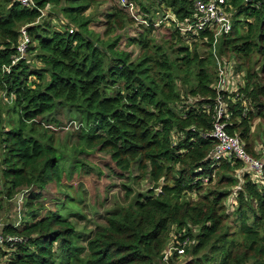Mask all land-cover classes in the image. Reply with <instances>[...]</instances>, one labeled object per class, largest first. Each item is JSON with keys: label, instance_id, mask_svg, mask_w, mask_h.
<instances>
[{"label": "trees", "instance_id": "1", "mask_svg": "<svg viewBox=\"0 0 264 264\" xmlns=\"http://www.w3.org/2000/svg\"><path fill=\"white\" fill-rule=\"evenodd\" d=\"M110 1L34 0L29 10L0 0V94L10 101L0 104L8 117L5 124L0 118V185L6 201L27 191L28 218L17 227L0 224L1 235L23 239L12 246L4 243L11 251L6 264H163L171 228L177 234L174 246L189 242L183 264H264V187L236 159L215 165L216 142L206 136L214 122L216 57L232 59L242 87L235 101L224 94L225 130L252 158L264 154V144L255 149L251 141L252 122H264V1H251L261 3L257 9L245 0H230L232 29L215 50L208 32L191 37L169 29L167 50L148 38L156 14L170 10L185 23L194 15L195 0H145L147 5L127 0L148 24L137 38L125 36L135 21ZM104 3L109 7L101 11L99 34L91 29L96 19L86 12ZM21 28L30 42L24 59L12 65ZM123 37L140 48L134 61L119 48ZM189 39L198 40L191 50ZM110 91L113 95L106 96ZM59 107L74 114L72 123L79 122L74 148L105 153L121 174L149 183L130 203L106 214L84 244L69 221L80 215L60 209L38 219L43 207L35 208L40 192L60 184L63 174L58 150L46 137L50 124L43 123ZM230 216L234 231L226 223ZM177 260L173 255L168 264Z\"/></svg>", "mask_w": 264, "mask_h": 264}, {"label": "rangeland", "instance_id": "2", "mask_svg": "<svg viewBox=\"0 0 264 264\" xmlns=\"http://www.w3.org/2000/svg\"><path fill=\"white\" fill-rule=\"evenodd\" d=\"M137 1L141 2L143 5H147L145 0ZM154 1L157 3L156 0ZM113 5L119 7L118 0H111L109 6ZM109 6H106L104 3L102 6L94 7L86 12V15H93V19H96V23L91 25V29L99 34L103 31L104 22L102 14L104 12L101 11H105ZM163 16L164 15L161 16L156 14V22L153 25L154 30H151L148 33V38L154 41V45H160L162 47L166 46L164 48L167 50L168 46L164 45V41L169 39L171 30H169L165 24H163V26L162 24L159 26L155 25ZM240 19L242 18L240 17L239 20ZM142 27L143 28H140V26L134 24V27L127 28L126 32H124L126 33L125 36L137 38V36L144 31V28L148 27V24L142 25ZM240 33H244V30L240 29ZM127 37L122 38L119 43V48L120 50L128 51L131 60L134 61L139 56L140 48L137 45H127ZM193 43H198V40L187 44L189 50H191ZM178 47V44H175L174 50ZM198 52L202 53V48H199ZM258 67V65L254 67L255 71H258ZM228 72L231 80H233V77L237 74L240 75L234 67ZM262 80L264 83V77ZM112 95L113 91H110L106 96ZM9 102L8 98L3 94H0V104H9ZM0 110L1 121L5 124L7 123L8 117L2 106ZM11 114L12 113L10 112L9 115ZM71 119H74V114L67 113L66 108L63 107H59L51 114L44 116V120L48 123L45 121H43V123L50 124V126H46V128L51 127L50 130H47L46 137L51 136L52 142H54V146L56 150H58L57 157L60 158L59 162L61 163L60 167L63 169V174L61 176L60 184L51 183L40 192L41 198L35 208H39L40 206L43 207L39 212L38 219L46 216L49 212H58L60 209H63V214L65 215H68L69 213L80 215L81 217L70 216L69 221L73 223L75 233L80 235V243L84 244L85 240L96 229V227L104 224V217L106 214L120 206H124L126 203H130L135 194L138 192H145L149 188V183L144 180L137 183L132 180V176L121 174L105 153L97 152L95 150L89 154L80 153L77 148H74L76 146V135L78 132L77 129L79 128V122L75 121V123H72ZM37 121H39V119ZM38 132L43 134L42 126L38 129ZM251 133V141H253L255 149L263 148L264 122L258 119L254 120L251 124ZM1 153L2 152L0 151V158ZM131 173H133V176L137 175L136 169ZM212 177L213 180L211 183L215 184L217 179L215 178V175ZM203 186L205 187V185ZM126 188L131 191L129 197H127ZM156 191H158V189H156ZM26 192L27 191L18 194L12 201H6L0 185V224L8 223L16 225L17 223L19 226L20 223L28 220L26 217V210L23 206L24 197L27 195ZM189 197L191 200H194L195 194H191ZM232 201L234 202L233 196H230L229 199L226 200L229 210H231L229 205L233 203ZM226 223L228 226L232 228L234 227L233 231L236 230L234 216H230ZM176 236V229L171 228L166 249L168 245L174 242ZM1 249H3L1 251L4 253V256H0V264H6L11 251L9 252L5 247H2ZM187 260V257H183L178 259L176 263L183 264V262Z\"/></svg>", "mask_w": 264, "mask_h": 264}, {"label": "built area", "instance_id": "3", "mask_svg": "<svg viewBox=\"0 0 264 264\" xmlns=\"http://www.w3.org/2000/svg\"><path fill=\"white\" fill-rule=\"evenodd\" d=\"M17 2L22 8L32 10L36 4L34 0H11ZM252 0H245L244 4L252 5L253 8L259 9L261 3H255ZM264 1V0H263ZM119 6L128 14L130 18L135 21L137 25H145L146 22L138 13V8L127 0H118ZM251 3V4H250ZM194 15L191 20L180 24L170 10H166L161 21L159 20L155 25L159 26L162 22L166 24L168 29H179L182 33H188L191 37H198L201 32H208L212 35V49L215 50L216 45L222 36L228 35L232 29V12H235L230 5V0H195L193 3ZM242 21V19H240ZM69 33H72L70 30ZM187 36V35H185ZM189 36H187L188 38ZM190 38V37H189ZM197 39H189L186 43H192ZM30 39L25 31V28L20 29L19 40L15 47V55L12 57V65L24 59ZM233 67L236 69V64L233 60H226V58L216 57V79L212 88L216 91L215 106L212 112L213 127L208 136L216 142L212 159L217 165L221 159H236L243 164V170L250 177V179L259 187H264V154L259 158H252L244 148V145L235 136H231L225 130L226 123L223 121L228 119L227 107L224 103V94L233 96V101L238 98V90L242 87V79L240 75L229 77V70ZM8 71V68L5 69ZM237 71V70H236ZM238 73V72H237ZM209 112L208 107H205ZM206 181V180H205ZM233 202V201H232ZM235 205L233 202L230 208ZM15 227L18 226L14 225ZM175 241V239H174ZM23 239L16 236H3L0 234V247L4 243H9L11 246L16 243H22ZM175 242L168 245L163 253L162 263L168 264L169 259L175 255L177 259L184 257V251L188 241L178 243Z\"/></svg>", "mask_w": 264, "mask_h": 264}, {"label": "water", "instance_id": "4", "mask_svg": "<svg viewBox=\"0 0 264 264\" xmlns=\"http://www.w3.org/2000/svg\"><path fill=\"white\" fill-rule=\"evenodd\" d=\"M159 187V184H155V185H153V189L156 191V189ZM2 224H4V223H2Z\"/></svg>", "mask_w": 264, "mask_h": 264}, {"label": "clouds", "instance_id": "5", "mask_svg": "<svg viewBox=\"0 0 264 264\" xmlns=\"http://www.w3.org/2000/svg\"><path fill=\"white\" fill-rule=\"evenodd\" d=\"M1 225H3V224H1Z\"/></svg>", "mask_w": 264, "mask_h": 264}]
</instances>
